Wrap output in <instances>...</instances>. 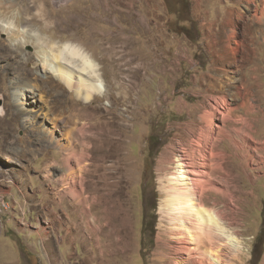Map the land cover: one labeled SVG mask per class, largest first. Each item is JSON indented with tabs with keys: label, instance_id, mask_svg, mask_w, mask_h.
<instances>
[{
	"label": "rangeland",
	"instance_id": "rangeland-1",
	"mask_svg": "<svg viewBox=\"0 0 264 264\" xmlns=\"http://www.w3.org/2000/svg\"><path fill=\"white\" fill-rule=\"evenodd\" d=\"M252 1L0 0V18L31 40L25 51L38 52L37 39L77 45L106 88L85 103L58 79L41 78L34 127L16 121L12 100L0 94V264H45V244L62 239L81 243L74 264H178L159 259L173 253L164 246L162 159L185 134L180 127L212 103L214 70L229 90L218 105L232 111L228 124L244 134L238 143L250 138L252 154L246 167L234 159L230 226L240 247L224 264H264V16L260 8L255 18L262 2ZM224 41L235 56L221 55ZM0 55L7 86L35 77L34 61L20 65L5 45ZM59 247L66 257V243Z\"/></svg>",
	"mask_w": 264,
	"mask_h": 264
},
{
	"label": "bare ground",
	"instance_id": "bare-ground-1",
	"mask_svg": "<svg viewBox=\"0 0 264 264\" xmlns=\"http://www.w3.org/2000/svg\"><path fill=\"white\" fill-rule=\"evenodd\" d=\"M261 2V6L258 4L259 6L253 8L256 12L254 16L259 22L262 20L257 15L260 8L264 16V0ZM242 31L246 32L244 28ZM235 33L236 29L232 28L231 34L224 36L228 44ZM37 43L40 54L25 51L24 48L32 44L31 40L25 39L18 26L13 27L9 25V20L0 18V47L5 45L11 49L20 65L22 63L27 68V62L34 61L36 67L35 77L32 80L18 84H13L14 80H12L9 82L11 84L9 87L3 78L9 69L0 66V94L7 100L9 97L12 100L15 106L13 116L16 121L22 116L26 126L31 124L29 127H34V114H38L41 109L38 103L41 98V87L38 82L47 75L61 81L69 91L75 92L85 103L92 102L98 95H104L106 88L97 64L79 46L66 42L47 47L42 39H37ZM228 44L224 41L222 45L221 55L224 58L227 57L228 52L235 56L237 51ZM0 60H2L1 55ZM219 75V70H214V74L210 76L207 89L212 103L208 104L209 106L204 104L202 112L192 122L180 127L185 134L178 137L163 155L165 198L162 212L167 217L170 238L165 240L164 246L173 253L165 254L159 259L171 258L178 264H224L226 256L228 254L230 256L233 250L240 247V242L230 226L235 210L234 159L239 157L245 165V162L251 160L252 154L247 153L250 149L248 142L250 138H242V142L238 143L237 134H244L236 132L228 124L232 111L228 110L225 114L218 105L221 98L223 100L221 102L228 103L225 95L229 91L224 87ZM237 89L238 97L244 98L245 86H239ZM216 93L220 95L215 96ZM237 94L233 92V95ZM246 105L247 102L243 100L240 102L241 107ZM96 121L97 117L93 114V127L97 125ZM53 132H50L51 135ZM91 135L93 139L96 137L94 132ZM87 145L93 150L97 147L93 140ZM72 159L78 165L84 163L81 157L73 155Z\"/></svg>",
	"mask_w": 264,
	"mask_h": 264
},
{
	"label": "crops",
	"instance_id": "crops-1",
	"mask_svg": "<svg viewBox=\"0 0 264 264\" xmlns=\"http://www.w3.org/2000/svg\"><path fill=\"white\" fill-rule=\"evenodd\" d=\"M92 9H90L88 12H85V17L91 18L92 17ZM62 16H68L71 17L73 14L71 12L65 13L62 11ZM92 22V21H91ZM100 23H103V20H100ZM102 29L105 30V27L102 26ZM262 118V117H261ZM66 243L67 245V253L66 257L60 256L61 254V248L59 246H63ZM81 247V243H78L76 241L62 239L58 245H55L54 243H46L45 244V251L47 252L50 261H43L45 264H74L73 260H71V254L74 252L78 253L79 248Z\"/></svg>",
	"mask_w": 264,
	"mask_h": 264
},
{
	"label": "trees",
	"instance_id": "trees-1",
	"mask_svg": "<svg viewBox=\"0 0 264 264\" xmlns=\"http://www.w3.org/2000/svg\"><path fill=\"white\" fill-rule=\"evenodd\" d=\"M264 210V209H263ZM263 213H264V211H263Z\"/></svg>",
	"mask_w": 264,
	"mask_h": 264
}]
</instances>
